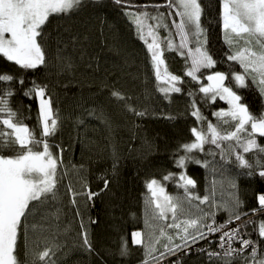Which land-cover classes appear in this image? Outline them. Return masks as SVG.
<instances>
[{
  "label": "trees",
  "instance_id": "trees-1",
  "mask_svg": "<svg viewBox=\"0 0 264 264\" xmlns=\"http://www.w3.org/2000/svg\"><path fill=\"white\" fill-rule=\"evenodd\" d=\"M197 1L199 41L211 62L198 79L168 48L165 26L156 27L164 69L177 79L172 91L159 80L141 25L173 14L189 26L176 0H74L40 26V64L0 51V158L46 151L55 163L53 183L16 224L14 264H160L177 252L172 263L264 264V134L252 129L264 124V73L238 59L264 58V34L229 33L223 0ZM211 74L224 75L246 108L245 128L223 116L227 101L206 89ZM37 90L51 103L47 134ZM11 127L26 129L27 144ZM153 181L199 222L186 227L190 239L161 218ZM235 220L244 232L233 253L187 254Z\"/></svg>",
  "mask_w": 264,
  "mask_h": 264
},
{
  "label": "rangeland",
  "instance_id": "rangeland-1",
  "mask_svg": "<svg viewBox=\"0 0 264 264\" xmlns=\"http://www.w3.org/2000/svg\"><path fill=\"white\" fill-rule=\"evenodd\" d=\"M72 1L74 0H0V51L7 53L22 64L30 66L40 64L42 54L36 42L40 26L51 13L68 9ZM176 1L178 7L185 13L189 26L182 21H177L173 14L168 15L164 21L154 18V24L151 26L141 25L145 40L154 56L159 80L170 91L176 88L177 79L166 73L164 69L163 57L157 42L156 27L165 26L168 48L189 63L190 72L194 78L198 79L200 71L211 65L199 41L197 26L200 7L198 1ZM222 15L223 28L229 33L243 34L250 29L264 34V0H223ZM191 32L194 41H192ZM238 59L264 73V58L256 53L243 52ZM211 75L222 78V85L218 89H212L209 86L208 80ZM211 75H206L208 83L206 89L217 93L229 105V109L223 113V116L237 120L240 129L245 128L251 122L246 108L240 103L237 96L225 86L224 75ZM36 95L42 128L47 134L50 131L52 119L51 103L42 90H37ZM11 128L15 131L20 142L27 144L26 129ZM252 129L256 133L264 134L263 123L252 124ZM54 165L55 163L46 151L39 155L16 160L0 158V264H14L11 248L16 224L28 202L38 197L53 183ZM185 182L191 183L190 180H185ZM150 189L161 218L170 221L169 225L181 230L182 240L190 239L193 235L186 232V227L191 223L192 226L198 225L199 222L185 214L184 207L167 193L161 182L153 181L150 184ZM259 201L263 203L264 198L260 197ZM143 236L142 231L134 232V243L141 245Z\"/></svg>",
  "mask_w": 264,
  "mask_h": 264
},
{
  "label": "built area",
  "instance_id": "built-area-1",
  "mask_svg": "<svg viewBox=\"0 0 264 264\" xmlns=\"http://www.w3.org/2000/svg\"><path fill=\"white\" fill-rule=\"evenodd\" d=\"M218 229V230H217ZM217 229L212 228L209 231L208 236L203 237L202 240L199 241L197 245L194 247H187L186 252L187 254H192L195 251L199 252L205 250L213 252L215 255H229L234 252V245L238 241H241L243 236L241 235L244 232V225L242 221L235 220L233 222H229L226 224L219 225ZM217 230V231H216ZM215 247L212 250L211 248ZM180 252L174 254L171 258L162 261L160 264H176V261L173 263L171 259H179Z\"/></svg>",
  "mask_w": 264,
  "mask_h": 264
},
{
  "label": "water",
  "instance_id": "water-1",
  "mask_svg": "<svg viewBox=\"0 0 264 264\" xmlns=\"http://www.w3.org/2000/svg\"><path fill=\"white\" fill-rule=\"evenodd\" d=\"M208 81L212 89H218L222 85V78L217 75H212Z\"/></svg>",
  "mask_w": 264,
  "mask_h": 264
}]
</instances>
